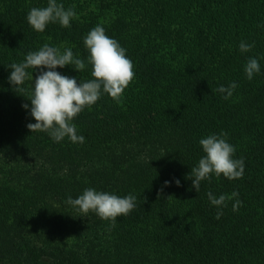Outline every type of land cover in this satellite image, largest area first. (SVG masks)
Here are the masks:
<instances>
[{"label":"trees","instance_id":"1","mask_svg":"<svg viewBox=\"0 0 264 264\" xmlns=\"http://www.w3.org/2000/svg\"><path fill=\"white\" fill-rule=\"evenodd\" d=\"M57 3L76 12L70 27L50 22L38 32L27 15L48 0H0V264H264V0ZM97 25L133 63L121 102L102 91L73 119L83 143L32 133L28 98L40 70H26L33 81L20 92L9 66L48 44L86 65L56 71L92 80L84 39ZM242 41L255 47L242 53ZM250 58L260 64L251 80ZM233 82L224 99L216 89ZM222 132L233 158L244 159L243 177L212 174L197 192L190 178L206 155L199 141ZM88 188L134 195L135 208L115 227L84 216L66 201ZM234 191L226 207L208 198Z\"/></svg>","mask_w":264,"mask_h":264},{"label":"clouds","instance_id":"2","mask_svg":"<svg viewBox=\"0 0 264 264\" xmlns=\"http://www.w3.org/2000/svg\"><path fill=\"white\" fill-rule=\"evenodd\" d=\"M76 16L73 8L65 9L57 0H48L45 8H32L27 15L28 23L38 32H43L50 22H59L63 27H70V21ZM84 44L90 52L88 63L92 65L91 75L94 79L77 83L75 78L61 75L55 69L67 65H74V69L83 71L85 62L74 55L71 49H65L62 53L59 48L44 44L38 51L29 52L22 63H13L9 82L20 92L25 91L22 86L26 80L33 81V72L27 69H39L34 87L31 93V116L36 123H29L27 127L31 132H47L51 138L60 142L65 137L73 143L84 142L83 136L77 135V129L73 119L85 108L94 105L101 97V92L107 93L118 103L124 90L134 78L133 63L126 57V50L113 38L105 34V29L97 25L85 37ZM255 45L241 42L240 51L249 52ZM47 69V71H44ZM260 72V64L256 58H250L245 66L247 78L251 80L254 74ZM235 82L227 87L220 85L216 91L229 99L237 88ZM28 108L29 105H23ZM182 119V118H181ZM227 133L219 136L212 134L199 141L206 155L199 160L198 166L191 169L193 187L199 192L200 183L203 180H211V175L217 178L223 176L229 180L242 178L245 171L243 158L234 159L235 147L226 141ZM170 182L165 181L168 185ZM179 186L180 181L176 180ZM237 191L230 196L221 195L216 198L211 192L208 198L215 206H227L226 201L238 197ZM136 197L127 195L119 197L95 189H85L83 194L73 199L67 198V204L73 206L86 216L90 211L95 212L101 219L111 221V227H115L119 216H127L135 208ZM242 202L237 199L233 204V210L237 211ZM223 215L220 211L216 218Z\"/></svg>","mask_w":264,"mask_h":264}]
</instances>
